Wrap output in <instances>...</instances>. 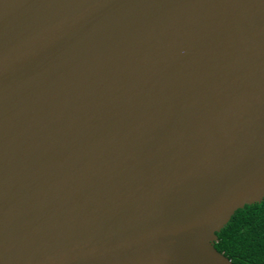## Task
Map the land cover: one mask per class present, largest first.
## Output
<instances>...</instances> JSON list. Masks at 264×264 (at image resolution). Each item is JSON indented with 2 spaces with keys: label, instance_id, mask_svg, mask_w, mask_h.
<instances>
[{
  "label": "water",
  "instance_id": "1",
  "mask_svg": "<svg viewBox=\"0 0 264 264\" xmlns=\"http://www.w3.org/2000/svg\"><path fill=\"white\" fill-rule=\"evenodd\" d=\"M264 200V0H0V264H233Z\"/></svg>",
  "mask_w": 264,
  "mask_h": 264
},
{
  "label": "trees",
  "instance_id": "2",
  "mask_svg": "<svg viewBox=\"0 0 264 264\" xmlns=\"http://www.w3.org/2000/svg\"><path fill=\"white\" fill-rule=\"evenodd\" d=\"M216 235V250L233 264H264V200L237 210Z\"/></svg>",
  "mask_w": 264,
  "mask_h": 264
}]
</instances>
